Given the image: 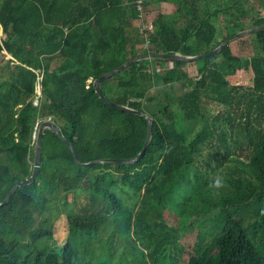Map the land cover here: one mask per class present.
I'll return each instance as SVG.
<instances>
[{
    "label": "trees",
    "instance_id": "obj_1",
    "mask_svg": "<svg viewBox=\"0 0 264 264\" xmlns=\"http://www.w3.org/2000/svg\"><path fill=\"white\" fill-rule=\"evenodd\" d=\"M158 2L174 9L157 14L144 38L133 24L136 0H0V50L14 59L5 66L17 61L0 77V202L31 174L33 134L48 117L81 162L136 157L147 119L103 101L93 87L100 75L142 53L207 52L250 22L264 24V14L250 15L248 0ZM253 34L264 52V30ZM235 39L215 54L175 60L166 72L152 67L155 58H142L100 82L108 99L152 119L148 145L133 163L81 166L45 128L35 179L0 205V264H184L179 241L190 230L197 241L190 264H264V89L226 79L241 60L231 51ZM188 62L195 79L183 70ZM173 79L182 92L164 99L158 85ZM210 102L224 104V116ZM237 149L249 150L245 159L232 155ZM221 165L228 172L216 189L208 174ZM77 189L86 203L65 208ZM119 191L139 198L130 203ZM59 212L67 220L61 245L53 232Z\"/></svg>",
    "mask_w": 264,
    "mask_h": 264
},
{
    "label": "rangeland",
    "instance_id": "obj_2",
    "mask_svg": "<svg viewBox=\"0 0 264 264\" xmlns=\"http://www.w3.org/2000/svg\"><path fill=\"white\" fill-rule=\"evenodd\" d=\"M136 6L140 12V16L137 20H134L135 22L133 24L137 27L139 32L143 34L144 38L147 37L145 26L149 22L154 21L155 16L157 14L162 13V12L167 13L174 9V4L170 2H158V0H148V3L145 6L143 4V0H136ZM245 7L246 9L253 8V11L250 13V15H254L257 12L258 14H264V5L262 4V2L260 3V1L258 0H248V2L245 4ZM218 23L219 22H217V26H218ZM250 23L247 24L248 27H246L245 29L251 28L249 27L251 25ZM219 36L220 35H218V37ZM216 38H217V34H216ZM146 45H147V41H144L143 44L137 45V49L140 50L141 52H145ZM230 47H231V51L235 55H239L241 57V60L239 61L237 65H235L234 69H231L225 73V77L228 80V82L231 84L249 85L259 90L264 89V52H261V50L256 48L254 34L253 33L246 34V35L241 36L238 39L231 41ZM175 53H178V52H175ZM143 54H152V53H142L141 55ZM258 57H261V58H258ZM220 58L221 57H219L218 59ZM9 59L14 60L11 57V55L7 53L4 49L0 50V77L2 78H7L8 71H11L13 68V65L17 63V61H12V62H8V65L5 66L7 63V60ZM155 59L156 60L153 61L152 63V67L156 69L157 71H160V73H162L163 71L166 72V70H169L173 66V60H166L163 62V61H159L161 59H157V58ZM57 63H58V60H55L52 63V66H55ZM3 66H5L4 69L1 68ZM183 70H185L188 73L191 79L196 78V75H195L196 69H195L194 64H192V62H188L187 64H185V66H183ZM166 75H168V72ZM41 78H42V73H39L38 78L35 83V87H34L35 95L33 98L34 100L32 102L33 108L35 109V111H37L40 105V96L42 95L41 85H40ZM158 89L161 91V94L164 99L170 97V95H172L173 93L179 94L182 92L181 82L176 81L175 79L172 80V83L169 82L166 84H159ZM210 106H211L212 111L215 114L224 116V110H225L224 104L219 105V104H213L210 102L209 104H207V107H210ZM44 120H50V119L48 117V118L43 119L42 121ZM36 126H37V123H36ZM38 126H37V129H38ZM37 129H36V133H37ZM36 133L33 134V136L36 137ZM34 144H35V141H34ZM248 153H249L248 149H242V150L237 149L234 151L232 155L238 154L240 159H245ZM227 163L228 165L233 164L232 161H228ZM223 166L224 165L215 166L214 168L216 171L215 175L212 176L211 172L209 171L208 177L209 178L214 177V179H216L217 177H225L227 175L228 170L225 168L224 170L221 171ZM100 170H101L100 168L93 169L92 173H99ZM219 171L221 172L219 173ZM83 193L84 191H82L81 189H77L75 194L67 195V199L69 203L65 206V208L72 206L74 203L73 208L76 210L81 204L82 205L85 204L86 198L83 196ZM119 193L121 194L122 192L119 191ZM121 196L127 201L130 199L129 200L130 203L135 202L139 198L138 196L129 198L128 195L123 194V193ZM94 209L103 210L102 203L94 207ZM164 218L169 223H172L174 221L173 216L169 214L166 210L164 211ZM53 232H54L55 242L58 245H61L62 243H64L65 238H66V233H67V220H66L65 213L59 212L58 214L53 216ZM195 235H196V231L190 230V231H187L180 238L179 242L183 248L181 250V253L178 254V257H179L178 259L181 261V263L182 262H184V264L192 263L193 261L192 260V257H193L192 250L195 249L197 245Z\"/></svg>",
    "mask_w": 264,
    "mask_h": 264
},
{
    "label": "water",
    "instance_id": "obj_3",
    "mask_svg": "<svg viewBox=\"0 0 264 264\" xmlns=\"http://www.w3.org/2000/svg\"><path fill=\"white\" fill-rule=\"evenodd\" d=\"M260 30H264V24L260 25V26H255V27H251V28H247V29H242L237 31L236 33L230 35L229 37H227L226 39H224L223 41H221L219 43V45H217L215 48L207 51V52H203V53H198L195 55H182L180 53H171V54H166V53H158V54H143V55H138L135 57H132L128 60H126L125 62H123L121 65L111 69L110 71L103 73L102 75H100L97 79H95L93 81V87L95 92L98 94V96L105 101L106 103H108L109 105H111L112 107L124 111L125 113L128 114H139L144 116L147 119V132H146V138L145 141L143 143V146L141 148V150L139 151V153L136 155V157L132 158V159H123V158H103V159H99V160H92V161H88V162H81L78 159V156L76 155V152L72 146V144L67 141L59 132H58V128L56 126V124L53 121L50 120H44L42 121L37 129V133H36V137H35V144H34V157H33V161H32V170H31V174L29 175V177L23 179V180H17L15 181L14 185L11 187L9 193L7 194V196L5 197V199L0 202V205L5 204L10 197L12 196V194L14 193V191L16 190V188L20 185H26L29 184L31 181H33L40 169V165H41V137H42V133L43 130L45 128H49L51 129L54 133L57 134V136L63 140L67 146L70 148V150L72 151L74 160L77 164L81 165V166H89L92 164H95L97 162H103V161H108V162H121V163H133L135 162L145 151L149 139H150V135H151V129H152V119L148 114H145L143 112H140L137 109L128 107L126 105H120L117 104L115 102H113L112 100L108 99L105 97V95L103 94V92L101 91L100 88V82L103 81L104 79L108 78L109 76H111L112 74L118 72L119 70L124 69L125 67H127L131 62L136 61L138 59H142V58H157V59H161V60H185V61H193L196 58H200V57H204V56H208V55H212L217 53L221 47L226 44L228 41L235 39L237 37L246 35V34H250V33H255L257 31Z\"/></svg>",
    "mask_w": 264,
    "mask_h": 264
},
{
    "label": "clouds",
    "instance_id": "obj_4",
    "mask_svg": "<svg viewBox=\"0 0 264 264\" xmlns=\"http://www.w3.org/2000/svg\"><path fill=\"white\" fill-rule=\"evenodd\" d=\"M213 186L216 189L222 188L224 186V179L222 177H217L213 182Z\"/></svg>",
    "mask_w": 264,
    "mask_h": 264
},
{
    "label": "built area",
    "instance_id": "obj_5",
    "mask_svg": "<svg viewBox=\"0 0 264 264\" xmlns=\"http://www.w3.org/2000/svg\"><path fill=\"white\" fill-rule=\"evenodd\" d=\"M146 35L153 30L152 22H149L146 26ZM37 93V92H36Z\"/></svg>",
    "mask_w": 264,
    "mask_h": 264
}]
</instances>
